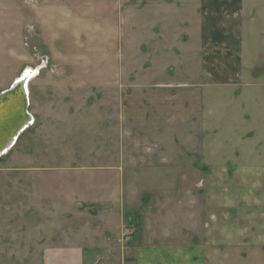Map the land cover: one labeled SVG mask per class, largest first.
<instances>
[{
	"label": "crops",
	"instance_id": "0c3cea01",
	"mask_svg": "<svg viewBox=\"0 0 264 264\" xmlns=\"http://www.w3.org/2000/svg\"><path fill=\"white\" fill-rule=\"evenodd\" d=\"M117 6L131 19V34L143 35L136 59L144 60L130 74L136 81L115 104L126 163L99 168L114 182L99 186L101 201L87 203L81 245L67 237L45 264H264V169L235 160L264 156V0ZM221 131L230 148L217 143ZM209 132L215 136L206 143ZM242 138L252 142L248 153L234 145ZM141 189L149 211L133 217L134 242L122 248L110 237H122L126 197ZM174 204L186 225L178 234L185 238L173 241Z\"/></svg>",
	"mask_w": 264,
	"mask_h": 264
},
{
	"label": "rangeland",
	"instance_id": "374dc122",
	"mask_svg": "<svg viewBox=\"0 0 264 264\" xmlns=\"http://www.w3.org/2000/svg\"><path fill=\"white\" fill-rule=\"evenodd\" d=\"M117 5L118 0H0V94L28 69L38 71L29 84L32 123L0 158V264H45L50 249L67 237L81 245L88 204L101 201L100 185L114 182L99 168L126 163L119 154L115 104L136 81L131 75L144 60L136 59L143 35L131 34V19ZM209 97L205 91L207 107ZM203 113L209 116L206 107ZM214 136L209 132L206 143ZM219 136L217 143L230 148L226 133ZM234 145L244 154L252 142ZM235 160L237 166L257 162L264 169V156ZM130 193L122 237H110L122 248L134 242L133 217L149 211L143 189ZM180 207L168 206L179 217L167 219L173 241L184 236ZM103 239L98 237V245Z\"/></svg>",
	"mask_w": 264,
	"mask_h": 264
},
{
	"label": "water",
	"instance_id": "95a60500",
	"mask_svg": "<svg viewBox=\"0 0 264 264\" xmlns=\"http://www.w3.org/2000/svg\"><path fill=\"white\" fill-rule=\"evenodd\" d=\"M24 73L9 90L0 94V158L12 149L19 136L32 123L26 88L29 79L22 78Z\"/></svg>",
	"mask_w": 264,
	"mask_h": 264
},
{
	"label": "bare ground",
	"instance_id": "6f19581e",
	"mask_svg": "<svg viewBox=\"0 0 264 264\" xmlns=\"http://www.w3.org/2000/svg\"><path fill=\"white\" fill-rule=\"evenodd\" d=\"M38 74V71H35L34 69H28L22 78H25L26 77V80L27 81V93L29 94V97H30V93H29V84L31 83V81L33 80V78ZM22 76V75H21ZM19 79V78H18ZM30 101V100H29Z\"/></svg>",
	"mask_w": 264,
	"mask_h": 264
}]
</instances>
